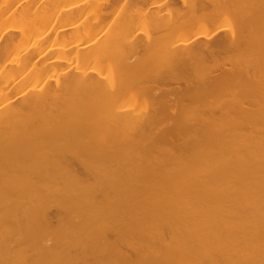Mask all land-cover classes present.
Masks as SVG:
<instances>
[{
	"label": "bare ground",
	"instance_id": "1",
	"mask_svg": "<svg viewBox=\"0 0 264 264\" xmlns=\"http://www.w3.org/2000/svg\"><path fill=\"white\" fill-rule=\"evenodd\" d=\"M37 1L0 2V264H264V0Z\"/></svg>",
	"mask_w": 264,
	"mask_h": 264
},
{
	"label": "rangeland",
	"instance_id": "2",
	"mask_svg": "<svg viewBox=\"0 0 264 264\" xmlns=\"http://www.w3.org/2000/svg\"><path fill=\"white\" fill-rule=\"evenodd\" d=\"M45 0H39V1H37V4L39 5H41V3L42 2H44ZM69 0H66L65 2H68ZM95 1H97L98 3L100 2V1H102V2H104L103 0H95ZM0 2H1V4H2V0H0ZM24 2H25V4H26V1H22V2H18V4L17 3H15V2H13V3H15L14 4V7L16 6V4H17V8H22V6H25V4H24ZM39 2V3H38ZM0 4V5H1ZM99 4H102L101 2L99 3ZM20 5H22V6H20ZM16 9V8H15ZM89 13V14H88ZM91 14V11H86V14L84 13V15H83V19L82 20H80L79 22H78V24H80V26L82 25L81 23L83 22V20H84V18L86 17V16H88L87 18H89V15ZM2 18H0V28L3 26V25H5L3 22H2ZM78 24H76L75 26H73V27H71V29H68V30H66L65 32H67V31H73L75 28H78ZM220 29V28H219ZM16 31V32H15ZM13 30V33L15 32V34L17 33V37H19L20 36V33L18 32V30L16 29V30ZM222 30H219L218 31V33L219 32H221ZM19 34V35H18ZM72 37V38H71ZM70 38V39H69ZM68 39V40H67ZM72 39V40H71ZM66 40H67V42L69 41V40H71V41H69V42H74V40H75V37H73V36H67V38H66ZM204 40V39H203ZM2 42V41H1ZM0 42V43H1ZM2 44V43H1ZM0 44V45H1ZM89 47H90V45H88ZM86 48H87V46H86ZM65 64H63L62 66H64ZM62 66H57L56 68H55V70L52 72L53 73V75L51 74V79L52 80H50V82L52 83V82H54V78H57V77H62L65 73H68V72H70L71 71V69H72V65L71 64H69V63H66V65L64 66V67H62ZM62 67V68H61ZM5 70V66H4V64H0V74L3 72ZM56 72V73H55ZM64 73V74H63ZM53 211V212H52ZM56 213V211L53 209V208H51L50 210H49V218L50 217H55V214ZM50 220L51 221H55V218H50Z\"/></svg>",
	"mask_w": 264,
	"mask_h": 264
}]
</instances>
